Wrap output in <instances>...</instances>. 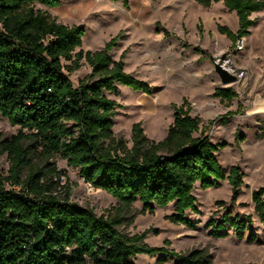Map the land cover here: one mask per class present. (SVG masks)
Segmentation results:
<instances>
[{
  "label": "trees",
  "instance_id": "obj_1",
  "mask_svg": "<svg viewBox=\"0 0 264 264\" xmlns=\"http://www.w3.org/2000/svg\"><path fill=\"white\" fill-rule=\"evenodd\" d=\"M196 1L205 7L222 1L236 12V31L218 26L233 43L250 34L252 13L264 9V0ZM123 2L128 5V0ZM35 3L57 7L61 0H0V113L20 127L11 137L0 134V154L6 153L9 161L7 174L0 177V264H136L134 256L139 253L160 254L162 262L210 264L203 249L181 253L150 245L146 241L150 229L121 233L118 226L131 220L120 206L129 208L139 200L141 212L153 213L155 206L174 203V212L166 217L194 227L185 213L199 211L193 192L197 183L208 189L227 180L232 203L241 192V167L227 170L216 154L226 144H215L203 135L202 118L192 115L191 104L184 100L174 105L175 118L163 139L149 138L136 122L129 147L114 133L120 104L106 92L118 94L122 84L150 93L152 86L125 70L126 50L120 59L112 57L120 34L101 49L84 50V27L60 22ZM82 60L91 66V73L75 85L65 69H79ZM214 94L221 100L237 95L231 88H217ZM58 155L86 182L118 199L116 212L98 215L93 208L71 201L69 189L64 195L56 193L54 174L60 170L50 159ZM252 200L264 225V186L253 190ZM249 222L250 217L241 219L227 209L207 225L213 237L225 238L232 229L243 238ZM246 240L264 243L254 231Z\"/></svg>",
  "mask_w": 264,
  "mask_h": 264
},
{
  "label": "rangeland",
  "instance_id": "obj_2",
  "mask_svg": "<svg viewBox=\"0 0 264 264\" xmlns=\"http://www.w3.org/2000/svg\"><path fill=\"white\" fill-rule=\"evenodd\" d=\"M35 7L67 25L84 27V50L101 49L110 38L120 34L111 50L112 57L118 60L126 50L125 70L152 86L150 93L122 84H118V94L106 92L120 104L114 116V133L123 137L129 147L134 123L140 122L149 138L161 140L174 121V105L187 100L191 114L202 118L203 135L215 144H226L216 151L221 164L227 170L239 165L244 173V184L233 203L227 180H220L208 189L196 184L193 192L199 211L185 213L193 220L194 227L166 217L174 212V203L155 206L153 213L141 212L143 204L139 200L129 208L120 206L118 199L90 185L77 168L59 155L50 159L60 170L59 175L54 174L55 192L64 195L69 189L71 201L93 208L98 215L108 216L120 206L131 220L118 226L121 233L133 235L150 229L146 237L150 245H165L181 253L203 249L211 257L210 264H264V243L246 240L249 231L264 238V225L252 200L253 190L264 186V9L252 13L255 22L250 34L233 43L218 26L236 31L238 16L222 1L205 7L196 0H128L127 6L123 0H61L57 7L39 3ZM164 30L169 34L165 35ZM240 40L242 45L238 43ZM217 58L229 60L231 73L238 75L236 81L227 84L221 81L215 69ZM65 72L78 85L91 73V66L82 60L79 69L73 72L65 69ZM217 88H231L237 95L231 100H221L214 94ZM19 129L0 113L2 137H11ZM200 134L201 131L196 133ZM8 169L7 154H0V177ZM227 209L241 219L251 218L245 237H236L232 229L225 238L210 234L208 220H219ZM159 255L139 253L134 261L176 264L175 259L159 261Z\"/></svg>",
  "mask_w": 264,
  "mask_h": 264
},
{
  "label": "water",
  "instance_id": "obj_3",
  "mask_svg": "<svg viewBox=\"0 0 264 264\" xmlns=\"http://www.w3.org/2000/svg\"><path fill=\"white\" fill-rule=\"evenodd\" d=\"M215 69L218 73V75L221 78V81L224 84L231 83L237 80V75L234 73L229 72L227 69L223 68L221 65L216 64Z\"/></svg>",
  "mask_w": 264,
  "mask_h": 264
},
{
  "label": "built area",
  "instance_id": "obj_4",
  "mask_svg": "<svg viewBox=\"0 0 264 264\" xmlns=\"http://www.w3.org/2000/svg\"><path fill=\"white\" fill-rule=\"evenodd\" d=\"M238 43H239V45H242L243 44V40H240ZM215 63L221 65L223 68L227 69L229 72H231L233 70V68L231 67L228 59H224L223 61H220V58H217Z\"/></svg>",
  "mask_w": 264,
  "mask_h": 264
}]
</instances>
